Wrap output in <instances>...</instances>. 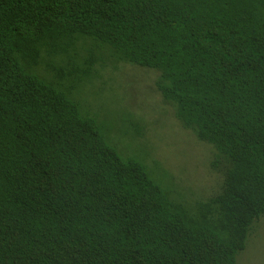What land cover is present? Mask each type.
<instances>
[{"label": "trees", "instance_id": "16d2710c", "mask_svg": "<svg viewBox=\"0 0 264 264\" xmlns=\"http://www.w3.org/2000/svg\"><path fill=\"white\" fill-rule=\"evenodd\" d=\"M128 66L212 146L215 195L112 143L143 129L90 107ZM263 216L264 0H0V264H237Z\"/></svg>", "mask_w": 264, "mask_h": 264}, {"label": "rangeland", "instance_id": "374dc122", "mask_svg": "<svg viewBox=\"0 0 264 264\" xmlns=\"http://www.w3.org/2000/svg\"><path fill=\"white\" fill-rule=\"evenodd\" d=\"M116 80L101 84L102 94L92 104L94 113L103 117L115 109L117 126L124 123V116H133L143 129V134L134 140L121 142L112 133V143L124 154L144 155L143 161L156 181L173 196H186L188 200L199 195L211 197L220 186L221 177L209 167L213 154L211 145L202 143L196 134L185 128L176 117L174 104L167 103L156 87L158 72L128 66L124 72L115 73ZM82 98L80 95H78ZM93 95L84 97L87 103ZM109 100V104L104 101ZM85 112L90 109L84 106ZM110 118V117H108ZM142 145L145 149L142 150ZM148 148V149H147ZM147 149V150H146ZM129 150H132L130 152ZM246 249L238 256L237 264H264V216L255 222Z\"/></svg>", "mask_w": 264, "mask_h": 264}, {"label": "clouds", "instance_id": "9594fccd", "mask_svg": "<svg viewBox=\"0 0 264 264\" xmlns=\"http://www.w3.org/2000/svg\"><path fill=\"white\" fill-rule=\"evenodd\" d=\"M173 104V103H172Z\"/></svg>", "mask_w": 264, "mask_h": 264}]
</instances>
